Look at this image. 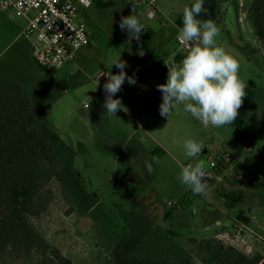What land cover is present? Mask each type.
Here are the masks:
<instances>
[{
    "label": "rangeland",
    "instance_id": "374dc122",
    "mask_svg": "<svg viewBox=\"0 0 264 264\" xmlns=\"http://www.w3.org/2000/svg\"><path fill=\"white\" fill-rule=\"evenodd\" d=\"M236 1V16L232 3L221 20H211L219 28L217 44L239 61V77L247 84L248 95L231 125H209L207 129L182 105H177L168 119L162 117V93L158 89L146 98L126 90L128 94L121 100L125 109L115 115L108 113V119L101 120L104 107L97 109L94 99L78 90L85 84L92 86L80 66L66 62L55 70L41 69L25 38L17 37L24 16L12 8L3 11L8 14L7 21L0 14V90L14 92L21 86L33 104L44 108L35 106L52 123L55 120L45 110L63 99L58 110L62 130L56 129L69 150L56 147L53 160L57 174L48 184L51 200L38 218L27 216V220L51 248L69 259V264H118L129 254L158 261L186 256L201 264L203 252L198 249V239L226 232L235 240V226L226 224L227 214L205 225L204 210L212 212L213 206L222 205L221 193L245 189V199L238 207H249L251 231L245 228L242 238L253 246L248 258L264 264V186L247 189L248 182L230 171L223 179H208L206 195H195L180 180L181 165L203 160L208 168L209 159L222 150L246 158L250 152L245 145L252 148L264 144V46L258 42L248 18L250 0ZM96 7L101 8L89 12V18L84 19L96 47L83 50L90 52L91 60L98 65L113 62L112 51L104 52L112 48L105 40L116 34L126 49L132 48L130 53L136 60L146 66H160L161 60L151 63L146 59L139 43L133 39L126 42L127 32L119 28L122 13L116 7ZM237 18L240 22L235 28L233 19ZM180 47L178 44L172 57L181 52ZM91 114L94 124L87 118ZM133 127L138 129L139 150L150 153H133L137 145L133 141L129 144L131 156L126 158V152H117V142ZM189 139L202 143L207 151L201 152L199 158L188 157L184 144ZM157 148L163 153L157 155ZM69 206H74V212L65 215ZM171 210L173 217L167 215ZM86 217L91 223L80 229ZM51 260L43 245L0 240V264H61Z\"/></svg>",
    "mask_w": 264,
    "mask_h": 264
},
{
    "label": "trees",
    "instance_id": "16d2710c",
    "mask_svg": "<svg viewBox=\"0 0 264 264\" xmlns=\"http://www.w3.org/2000/svg\"><path fill=\"white\" fill-rule=\"evenodd\" d=\"M220 2L204 0L206 14L201 13L199 18L211 20L212 13L217 11ZM95 4L102 7L112 5L111 2H99V0H96ZM248 18L258 42L264 46V0H250ZM141 23L145 26V31L142 32L140 41L132 39L135 43H139L150 60H158L163 44L156 43L154 31L146 23ZM172 36L173 33L170 37ZM186 55L185 52L177 53L170 59L169 66L173 61L179 64ZM36 105L38 104H33L29 95L22 92L19 85L14 92L0 90V240L24 242L35 247L43 245L44 250L49 251L52 256L51 262L55 259L61 264H69V259L62 257L58 249L51 248L27 220V216L38 218L47 209L51 200L52 191L48 188V184L57 174L53 160L56 147L60 145L69 150L55 130L51 119L38 110L40 108H35ZM223 151L227 150L221 152ZM155 153L160 155L163 150L157 148ZM230 163L231 166L219 163L214 169L215 174L220 176L231 167L232 171L244 172L248 176V186L255 189L263 186V182L252 170L239 163L234 155L231 156ZM220 196L224 206L232 209L241 202L244 192L229 190L221 193ZM172 214V210L167 213L168 216ZM197 241L198 249L203 252L199 258L201 264H256L257 262L250 260L243 252L226 245L218 238ZM53 264L57 263L53 262ZM118 264L199 263L186 256L158 261L138 254H129Z\"/></svg>",
    "mask_w": 264,
    "mask_h": 264
},
{
    "label": "clouds",
    "instance_id": "9594fccd",
    "mask_svg": "<svg viewBox=\"0 0 264 264\" xmlns=\"http://www.w3.org/2000/svg\"><path fill=\"white\" fill-rule=\"evenodd\" d=\"M201 13L206 14L204 0H195L191 7H184L183 27L177 39L188 46V52L179 64L173 61L170 66L167 65V82L157 85V89L162 93V103L159 105L162 117L168 119L176 106L182 105L186 112L201 121L207 129L209 125H231L248 93L247 84L239 77V61L217 44L215 38L219 35L218 26L213 20L199 19ZM119 28L128 33L129 40L135 38L138 42L145 31L140 18L132 12L121 16ZM192 42H195L194 46ZM140 55L143 53L140 52ZM113 66L119 69L118 73H112ZM126 67L127 62L121 59L105 65L107 71L104 76L107 82L103 85V107L106 113L101 114V120L107 113L115 115L125 109L121 99L114 96L121 90L126 79L131 85L137 82L135 76H128L124 71ZM184 148L188 157L195 158L204 146L189 139ZM207 175L203 160L181 165V183L195 195L207 194Z\"/></svg>",
    "mask_w": 264,
    "mask_h": 264
},
{
    "label": "crops",
    "instance_id": "0c3cea01",
    "mask_svg": "<svg viewBox=\"0 0 264 264\" xmlns=\"http://www.w3.org/2000/svg\"><path fill=\"white\" fill-rule=\"evenodd\" d=\"M137 1L138 0H99V2H111L112 5L109 7H112V8L116 7L118 10V13L121 12L122 16L130 15L132 11H130L129 7L132 4H136ZM193 1L194 0H157L156 1L157 9L165 15H170L173 18V20H175V22H176V24H171L167 27L160 26L156 20L147 21L145 19V15H144L145 9L141 5H138L137 10L135 12H132L133 14L137 15L140 18L141 22L146 23L154 31L155 42H160L163 44V47L159 53V60H161V64H160V66H157L158 68H154V66H146L144 63H141L138 60H136V58L130 53L132 48L126 49L124 47V44H122L119 41L118 36L116 34H113L114 37H111L110 39L105 40L107 45L112 46V48L105 49L104 52L110 51V50L112 51L111 59L113 60V63L117 62L119 59L126 61L128 67H126L124 71L127 73L128 76H135L136 81H137L135 85H131L127 82V79H126L122 85L121 90L114 96V98H120L121 100H124L123 98L124 97L126 98V96L128 94V92L126 90L136 92L140 96V98H142V97L146 98V97H148V95L150 93H153L152 91L157 89V85L167 82V71H168L167 65H169L168 60L176 52L178 44H181L179 42V40L177 39V36L179 34L180 29L183 27V9L185 6L190 7V5L192 4ZM220 1L221 0H219V2ZM95 2L92 5V7L80 10L79 16L83 21L85 18H89V12H91L97 8H101V7H96L97 5L95 4ZM232 3H234L233 7L235 9V16H236L237 10H238L237 1L236 0H224V1H221L219 3V7H218L217 11L212 13L213 19H215L216 21L221 20L223 18V14L226 13V10H228V7L232 6ZM4 10H6V9L0 5V14L7 21L8 14L7 13L5 14ZM171 12H173L174 14H172ZM21 15L24 16V21H23V24L21 25V29L19 30V32L17 34V37H24L21 35V32L27 26L29 19L32 16L31 13L21 14ZM237 17H238V15H237ZM239 22H240L239 18H237L236 20L233 19V23H234L233 26L235 28H237V25L239 24ZM171 33H173L172 37H170ZM89 34H90L89 45L85 46L79 50V52L77 54V58L74 62L77 63L78 66H80L81 71L87 75V78L89 79V81H91L92 86L90 84H88V85L85 84L82 87L78 88V90L83 92V93L85 92L88 94V96L92 97V99H94V106L95 107L97 106V109L98 108L101 109L103 104H104V100H105V93L103 90V85L107 82V77L104 76L107 69L105 68V65H102V64L98 65L97 61L91 60L90 58H92V56H90V52L88 53L86 51H83L84 49H87L89 47L96 49V47L92 45V38H91L90 31H89ZM24 38L26 41L25 43H26V45H27V47L31 53L32 52L31 43L33 41V37H24ZM126 40H128L126 42L130 43L128 33H127ZM172 43H173V45H172ZM169 44H170V46H172L171 49L167 48V45H169ZM145 57H146V59L148 58L146 56V54H145ZM125 58H127L128 60H126ZM148 60L151 63L156 61V60H150L149 58H148ZM118 71H119V69H117L115 66H113L112 73L116 74V73H118ZM23 90L26 91L25 88H23ZM62 100L63 99H60L58 102L53 103L47 110H45V111H47L48 115L51 118H53V120H55V122H53V125H54V128L57 132H58V129H56V128H59L60 131L62 130V128L58 124L59 119H60V117H59L60 112L58 110L62 107ZM129 104H130L129 106L131 107V102H129ZM104 113H106V109H105ZM107 116H108V113L105 116L106 120L108 119ZM129 117L132 121H135V117L133 115L129 114ZM87 118L92 124H94L92 114H91V116H87ZM94 128H93V135L96 136L98 133ZM128 130H129V132L126 135H124L125 137H122L121 139L118 140L119 141V142H117L118 147L116 149L117 152H119V153H125L126 152L125 153L126 158H130L131 151L129 150V144L134 141L137 143V145H136V148L134 149L133 153L137 152V150H138L139 151L137 153L138 155L149 154L150 153L149 150L147 152H145L144 150H139L140 149V146H139L140 143H139V140L136 138V135L138 133V129L136 127H133L132 129H128ZM244 148L246 149V151L250 152L249 156L246 158H240L239 156L235 155L237 161L239 163L245 165L246 167L250 168L252 170V172L257 176V178L263 182V186H264V144L259 145L257 147H252V148L249 145H245ZM199 157L200 156L195 157V158H199ZM230 171L232 172L233 175H236L237 177H242V178H244V180H246L248 182L249 178L247 175H245L244 172L237 173V172H234L232 170H226L219 177V179H223L225 177V174H228ZM263 186L260 188H263ZM260 188H258V189H260ZM247 189H255V188L249 187ZM243 192H244V196H243L241 202L238 203L232 209H227L224 206V203H222V205L219 204V205L213 206L214 209L212 212L208 211V210H204L203 222L205 223V225L209 224V222H212L216 217L222 216L221 215L222 213H225L228 216L227 218H229V220L226 221V224H228V222H229L230 225L234 226L237 223H243L246 226V229L250 230L248 225L251 222V219L249 218V215L247 212V210H249L248 209L249 207L246 209L238 207L239 205H242V202L245 199L246 189ZM232 210H233V212H232ZM241 213H243V214H241ZM239 215H240V217H239ZM173 216H174V214H172V217ZM243 218H245V219H243ZM243 220H248V221L246 222ZM234 222H237V223H234ZM212 238H218V239L222 240L223 242H225V243L233 246L237 250L243 252L247 257H248V252H250L253 248L252 244H249V241L246 238H244V241H243L246 244V245H244L241 243L242 241L236 240V239L234 240L226 232L217 233L212 237H204L202 239H212ZM198 240H201V239H198Z\"/></svg>",
    "mask_w": 264,
    "mask_h": 264
},
{
    "label": "built area",
    "instance_id": "2783aa9c",
    "mask_svg": "<svg viewBox=\"0 0 264 264\" xmlns=\"http://www.w3.org/2000/svg\"><path fill=\"white\" fill-rule=\"evenodd\" d=\"M96 0H0V5L12 8L21 14H29L27 26L21 32L24 37H33L32 54L36 63L46 69L55 70L66 62H74L79 50L90 43V34L85 22L80 18L81 9L92 7ZM157 0H138L130 5V11L141 5L145 9L147 21L156 20L162 27L176 24L170 15L161 13L156 7ZM174 14L173 12H171ZM195 42H192L194 46ZM181 52H188V46L181 44ZM229 151L215 154L208 161L207 180L219 177L214 169L219 163L231 166ZM228 170H232L229 167ZM172 205V202H168ZM235 226L234 238L244 241L242 232L246 228L243 223Z\"/></svg>",
    "mask_w": 264,
    "mask_h": 264
},
{
    "label": "water",
    "instance_id": "95a60500",
    "mask_svg": "<svg viewBox=\"0 0 264 264\" xmlns=\"http://www.w3.org/2000/svg\"><path fill=\"white\" fill-rule=\"evenodd\" d=\"M262 52H263V55H264V48H263ZM202 152L204 153V152H206V150L203 149ZM74 209H75L74 206H69V207L64 211V214H65V215H70V214L74 211ZM90 223H91L90 218L86 217V218H84V219L82 220V222L80 223V227H79V228H80V229H85Z\"/></svg>",
    "mask_w": 264,
    "mask_h": 264
},
{
    "label": "flooded vegetation",
    "instance_id": "af4514ba",
    "mask_svg": "<svg viewBox=\"0 0 264 264\" xmlns=\"http://www.w3.org/2000/svg\"><path fill=\"white\" fill-rule=\"evenodd\" d=\"M126 60H128L127 58H125ZM74 212V211H73Z\"/></svg>",
    "mask_w": 264,
    "mask_h": 264
}]
</instances>
